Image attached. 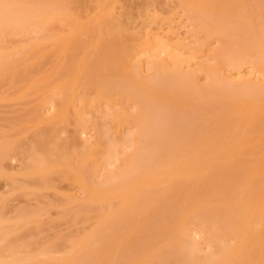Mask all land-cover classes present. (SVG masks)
<instances>
[{
    "label": "bare ground",
    "instance_id": "obj_1",
    "mask_svg": "<svg viewBox=\"0 0 264 264\" xmlns=\"http://www.w3.org/2000/svg\"><path fill=\"white\" fill-rule=\"evenodd\" d=\"M131 1L0 0V42L9 34L32 35L24 44L0 47V79L21 75L28 80L21 97L38 94L16 126L37 133L22 174L37 179L38 188L50 185L52 173L70 179L85 196L70 192L68 200L64 194L62 209L81 199L84 206L75 205L86 216L94 211L85 219L93 217L91 227L70 237L67 249L69 242L60 240V255L48 245L51 239L27 256L22 249L28 248L12 240L18 239L13 227L40 225L44 210L20 209L10 221L0 209V264H264V81L253 76L264 70V0L179 1L195 23L193 53L220 43L218 67L199 65L205 83L196 70L179 65L177 49L187 47L152 30L158 18L147 3L139 6L146 16L141 25L132 24ZM43 59H52L50 66ZM41 63L48 69L33 76ZM145 63L151 64L148 75ZM245 64L252 80L232 83L219 73L230 67L241 79ZM116 97L128 100L134 114L126 105L116 109ZM49 103L52 110L45 108ZM95 115L104 121L95 122ZM129 121L138 129L134 154L96 180L97 168L112 165L130 143L122 129ZM0 135V175L16 184L3 164L22 145Z\"/></svg>",
    "mask_w": 264,
    "mask_h": 264
},
{
    "label": "rangeland",
    "instance_id": "obj_2",
    "mask_svg": "<svg viewBox=\"0 0 264 264\" xmlns=\"http://www.w3.org/2000/svg\"><path fill=\"white\" fill-rule=\"evenodd\" d=\"M97 1L98 0H94V1L92 0V2H93L92 5L95 6ZM179 1L180 0H137V1L134 0V1H131L130 2L131 4L129 5L132 8V9H130L132 11L131 21H132V24L134 26H140L141 25L143 18L145 19L146 16H144L145 14L140 13L143 9H140L141 7H139V6L143 4L142 5V8H143L144 5H146V3H147L146 8L150 6V8H149L150 12H148V13H151V14L153 13L158 18L154 22H151L150 27L152 28V30L155 32L157 31L158 33L160 32V34L163 37H165L168 34L167 35V36H169L168 41H170L171 43H177L179 45H180V43L184 44L187 47V48H185L186 50L184 48L180 49L182 47L177 49V52L180 51V52H178V54L181 57V61L179 62V65L184 70H196L198 72V77H199L200 82L205 83L208 80L207 73L204 71L200 72L199 71V68H200L199 65L201 66L203 64V65H207V66H211V67H218L216 57H217V48L220 46V43L217 40H214L211 44L208 45V47L204 53H202V54L193 53V51L191 50V47H195L198 43V38L194 35V31L196 30L195 23H194L193 19L191 18V16L189 14H187L181 6H179ZM90 9L92 10V7ZM138 12L142 17L138 16ZM91 14H93V13H91ZM171 16L174 17L173 21L167 22V19ZM60 29H61V27H58L57 30H60ZM31 38H32V35L27 34V33L19 34V35L18 34H9L3 38L2 42H0V47L2 46L4 48H11L17 44H24V43L28 42ZM4 40H6V41L4 42ZM49 52L52 53L53 50L49 51ZM162 57H164L163 54H162ZM52 59H50V61ZM47 60L48 59L44 60L43 63H47V62H45ZM50 61L48 60V63ZM41 62H42V60H41ZM29 63H32V61H29ZM50 64L51 63H49L48 65L50 66ZM42 66H44V65L42 64ZM49 66L45 65L44 67H40L39 69L37 67L36 68L34 67V69H36V70L33 73V76L39 75L43 70H47ZM150 66H151V64L145 63L144 68H143V72L145 75H148L152 72V69L150 68ZM250 68H251V66L249 64H245L242 67V70L245 72V76L242 77L241 79H240V77H238L239 76L238 72H237L238 70L231 69L230 67L224 66V68H220L219 73L222 74L223 76L228 75L229 76L228 78H230L229 80L232 83L233 82H242V81H246V80L249 81V80L253 79V77H250L251 76L250 72L252 71L251 70L252 68L251 69ZM255 70H257V69H255ZM255 70L253 71L254 72L253 76L255 74L256 75L255 77H257V80H263L264 81V70H257V74H256ZM23 71L22 72L19 71V72L24 73V76L27 75ZM32 71H34V70H32ZM29 74L30 73H28V75ZM229 80L226 79L227 83ZM254 80H256V79H254ZM27 82H28V80L26 78H23V77L21 78V75L19 76L18 74L15 76H14V74H10L9 76L5 77L4 79H0V134L5 133L6 136H3V137L10 136L9 141H11V142H12V140H11V137H12V138H14L13 141H15L16 138H19L17 141H20L21 143H23V144H21L19 142L20 145H19V143H16V145L17 144L19 146L22 145V147H20L16 152L14 151L15 154L13 156H11L12 158H10V159L8 158L7 160H5V162L3 164L4 170L7 173L11 174L12 178L16 181V184L17 183L18 184L16 185V184L11 182L13 184V185H11L10 180L8 178L0 175V207H1L0 209L3 210L4 215L7 217V219L8 218L17 219L15 217L18 214L17 212L20 209L21 210L24 209L23 211H27L28 209H30V211L32 210L31 213H33V211H35L36 209H39L40 213H42L41 210H44L43 215L41 214V217H43V221H42L43 224L39 223L41 226L35 225V223H37V222H35L33 224L31 223V225H30V223H28L29 224L28 226L25 225V227H27V228H23L24 227L23 224H25V222L24 223L20 222L22 226L21 225H19V226H21L22 228L21 227H19V228H21L22 230H20L19 228L17 229L18 225L13 227L14 230H18L17 231L18 234H16V231L14 233L15 237L17 236L16 238H18V239H16V240L12 239V240L15 243L18 242L17 245L20 246L21 249H22V245H23V248L27 247L29 249V250L28 249H22L23 251L28 253V254H26L27 256L28 255L33 256V254L31 253L32 251L35 252V254H36L38 249H40V247H42L43 244H46V242L47 241L49 242V240H51V239H52V241L54 239L55 242L58 241L59 244L63 243V245L65 244V246H66L67 242L71 241L78 233L82 232V231H80V229H83V231H84L85 229L88 230V228L91 227V224L93 223L92 222L93 217L88 218L87 221L85 220L87 217H89L91 215L92 211L89 213L90 214L89 216L88 215L86 216V214H84L85 213V211L83 209L84 207H82L81 209H83L84 213L82 212V210L79 208L80 205L84 206V205H82L83 203L80 202L81 199H80V201L76 200L77 202H79L77 205H79L81 203L79 206L75 205V203H77V202H75L74 203L75 206L72 204L74 206V208H70L72 206V205H70L72 203L71 202V203H68L69 209L67 207H63V209H62V206H64L63 205L64 200H65V198L62 197L64 194H65V196H67V193L74 192V194L72 193L73 196L75 194L77 196H79V198H84V196H85V193L82 190L78 189L77 186L74 184V182L72 183V181L70 179L62 178V177H59L57 174L54 175L52 173L51 175H53V176L50 177V179H51L50 185L38 188L37 186L34 185L35 184V182H33L34 179L33 180H30V178L26 179L24 177L25 174L24 175L22 174L23 171H25V167L27 166V164L31 161V156H32L31 150L34 151V149L37 148L36 147L37 145L33 147L34 141L31 140L32 139L31 137H33L32 134L33 135L37 134V133H34V132H36V130L33 127H32L33 129H30V127L28 126L29 127L28 132L25 131L28 129V127L27 126L25 127L24 125H22V126H24L27 129H25V130L24 129H16L20 126L19 122H20V124H22L21 120L26 116V110H28V111L31 110L28 108L30 107V105L35 103V101L38 97V94L35 92V90L26 91L25 95L23 97H21V94L24 93V91H25V87H26ZM221 83H223V82H221ZM232 86H234V85H232ZM114 103L116 105V107H115L116 109H119L121 107V105H126L131 114H134V112H135V109L131 108L130 102L128 100H125L124 98L116 97L114 100ZM49 105H51V104L49 103L45 108H47ZM47 109H50V108L48 107ZM47 109H46V111H47ZM50 110H52V109H50ZM50 112L51 111L48 112L49 115H50ZM96 117H97V121H95V122L100 123V121L102 120V119H100L101 117L99 118L100 121L98 120V116H96ZM94 120H95V118H94ZM102 121H104V120H102ZM16 126H18V127H16ZM43 126L41 125L39 127L41 128ZM45 126L47 128L46 124H45ZM69 126H71V127H67L69 129L67 131L72 132L71 128H73V131H74V127L72 125H69ZM43 128H44V130H46L45 127H43ZM63 128L64 129H62L60 131V135L63 134L61 136L63 137L65 135L64 137H66L67 133H64V132L67 128L66 127H63ZM70 129H71V131H70ZM122 129L125 130L124 134L129 135L130 138L129 137L128 138L131 140L130 143L124 149V151L118 155V158L116 159L115 162H113L112 165L108 164L107 166L106 165L101 166L102 168L101 167L97 168V171L95 172L97 174V175H95L96 180H102L103 177H101L100 179H98V178L102 174L104 176L105 172L107 173V171L112 172L113 169L115 171V170H118L119 168H121L120 166L123 165V163L131 156V154H134L133 152H135V149L137 147L135 145L134 140H136L138 129L132 121L127 122L125 129L124 128H122ZM38 130H40V129L38 128ZM92 131H94V130H92ZM25 133H27V134H25ZM88 133H86V135L84 134V136L88 137L89 134L92 135L94 132L93 133L90 132L89 134ZM95 134L96 133H94V135H92V136L94 137ZM1 136L2 135H0V138H1ZM34 136H37V135H34ZM81 136H82V138L84 137L83 135H81ZM20 138L21 139L23 138V139L20 140ZM3 139L5 141L8 140L7 138H3ZM1 140H2V138H1ZM131 142H133V143H131ZM259 143H261V142H259ZM78 146H81V145H78ZM78 146H76V148ZM32 147H33V149H32ZM73 149H74V147H73ZM78 149L79 148H77L76 150H78ZM68 151L70 152V149H68ZM71 152H72V150H71ZM12 153H13V151H12ZM104 168H105V170H104ZM33 178H34V176H33ZM13 179L11 181H13ZM36 180H34V181H36ZM32 182H33V184H32ZM37 182H38V180H37ZM15 185L16 186L19 185L18 188H16ZM33 185L35 187L37 195L31 194V190L34 191ZM22 186H25V187L28 186L31 188V190H29L30 188L27 190L25 187L23 189H19ZM73 196H72V198H73ZM67 199L70 200V198H68V196H67ZM107 203H109V202H107ZM170 204L172 205V203H170ZM165 205L167 206V207H165V209L167 208V211L170 207L172 209V206L169 205L168 203ZM26 208H27V210H26ZM65 208H67V210L70 213H71V211L73 213L72 209H74L75 213L68 214L69 212L67 213ZM109 208H111V206H109ZM171 209H169V211ZM39 210L38 211L36 210V212H39ZM62 210H63V212L66 211V215H68L67 218H69V216L72 215L71 218L68 219L69 221H67V218H65V220L62 219V215H65V213L62 212ZM80 212L83 213V216H82V214H80ZM170 212L172 213V211H170ZM28 213L30 214L29 211H28ZM75 215L79 216V217L82 216L85 218L79 219V217L78 218L75 217L77 219V221L80 220L79 223H76L77 221L75 222V220H74ZM91 216H93V215H91ZM89 219H92V220H89ZM10 221H14V220L11 219ZM71 222L76 223L77 225L72 224ZM25 229H27V230H25ZM78 230L80 232H77ZM14 234H10V236H12V235L14 236ZM193 235L195 236V239L200 241L201 247L203 248L202 251H204L205 253H208L207 251H210L209 250L210 248L208 247V244H206L207 242L205 243V241L202 239V236L199 235L198 232L193 233ZM60 237H62L63 239L62 238L59 239ZM55 238H57V239H55ZM12 240L10 239V241H12ZM60 240L62 241L61 243H60ZM52 241H50V242L52 243ZM54 241L52 244L51 243L50 244L47 243V244L48 245H56L54 247H52V246L51 247L56 250V251L54 250V254L60 255L61 253L59 254L58 250L62 251L63 248H65V246H63L61 244L63 246L61 248V245L59 246V244L55 243ZM202 241H204V242H202ZM69 244H70V242L68 243V245L65 249H67L69 247ZM57 246L59 249L56 248ZM18 249H19V247L17 248V250ZM21 251L19 249V252H21ZM21 253H19V255ZM30 253H31V255H30ZM26 255H25V257H27ZM26 261H28V260H26ZM28 262H27V264H32V263L36 264L35 260H34V262L31 261L32 263H30V262L28 263ZM52 263L54 264L53 260L51 263L49 261V263H47V264H52Z\"/></svg>",
    "mask_w": 264,
    "mask_h": 264
}]
</instances>
